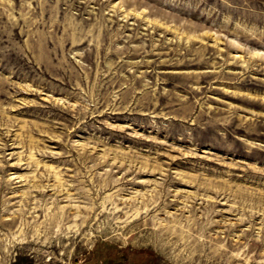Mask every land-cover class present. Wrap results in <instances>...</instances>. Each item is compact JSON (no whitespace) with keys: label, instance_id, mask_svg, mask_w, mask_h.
Returning <instances> with one entry per match:
<instances>
[{"label":"rangeland","instance_id":"obj_1","mask_svg":"<svg viewBox=\"0 0 264 264\" xmlns=\"http://www.w3.org/2000/svg\"><path fill=\"white\" fill-rule=\"evenodd\" d=\"M0 264H264V0H0Z\"/></svg>","mask_w":264,"mask_h":264}]
</instances>
